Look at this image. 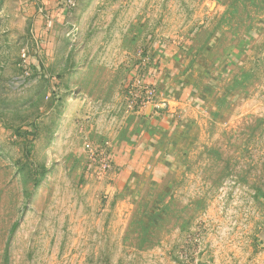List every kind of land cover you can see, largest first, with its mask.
Masks as SVG:
<instances>
[{"label":"rangeland","instance_id":"374dc122","mask_svg":"<svg viewBox=\"0 0 264 264\" xmlns=\"http://www.w3.org/2000/svg\"><path fill=\"white\" fill-rule=\"evenodd\" d=\"M0 264H264V0H0Z\"/></svg>","mask_w":264,"mask_h":264},{"label":"crops","instance_id":"0c3cea01","mask_svg":"<svg viewBox=\"0 0 264 264\" xmlns=\"http://www.w3.org/2000/svg\"><path fill=\"white\" fill-rule=\"evenodd\" d=\"M53 1H55V0H53Z\"/></svg>","mask_w":264,"mask_h":264}]
</instances>
